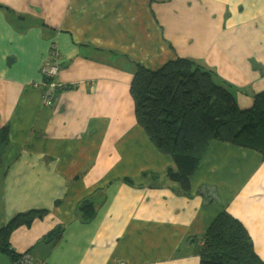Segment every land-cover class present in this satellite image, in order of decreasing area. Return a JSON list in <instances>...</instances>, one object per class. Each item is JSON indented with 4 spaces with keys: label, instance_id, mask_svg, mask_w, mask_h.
Instances as JSON below:
<instances>
[{
    "label": "crops",
    "instance_id": "0c3cea01",
    "mask_svg": "<svg viewBox=\"0 0 264 264\" xmlns=\"http://www.w3.org/2000/svg\"><path fill=\"white\" fill-rule=\"evenodd\" d=\"M56 81L73 87L42 104L50 45ZM188 58L249 106L264 90V0H0V229L47 211L10 237L44 264H199L202 238L223 210L244 226L264 263V160L212 141L190 195L161 176L173 167L133 115L137 66ZM60 87V88H61ZM132 181L133 185L125 183ZM91 197L92 221L76 219ZM61 238L41 242L56 226Z\"/></svg>",
    "mask_w": 264,
    "mask_h": 264
},
{
    "label": "trees",
    "instance_id": "16d2710c",
    "mask_svg": "<svg viewBox=\"0 0 264 264\" xmlns=\"http://www.w3.org/2000/svg\"><path fill=\"white\" fill-rule=\"evenodd\" d=\"M50 82L58 84L55 78H44V83ZM60 87L58 84L53 89V98L59 91L73 89ZM129 94L136 124L155 150L173 163L163 174L144 172L143 178L156 182L163 176L176 186L178 194L190 195L191 179L212 141L256 152L264 160V90L255 93L249 106L241 109L229 84L195 61L177 57L157 70L137 66ZM9 144V127L5 125L0 128V159ZM124 181L133 185L129 179ZM95 213L89 196L77 204L75 220L88 223ZM46 215L44 210L29 211L9 220L0 229V254L14 264L21 253L11 249L12 233L30 228ZM64 230L56 226L40 241H57ZM198 257L199 264H264L244 226L226 210L207 228Z\"/></svg>",
    "mask_w": 264,
    "mask_h": 264
},
{
    "label": "built area",
    "instance_id": "2783aa9c",
    "mask_svg": "<svg viewBox=\"0 0 264 264\" xmlns=\"http://www.w3.org/2000/svg\"><path fill=\"white\" fill-rule=\"evenodd\" d=\"M48 58L49 60L45 62V65L41 70V74L43 77L42 85H44V87H42L41 99H42V104L45 107H49L52 104L53 98L51 93L53 89L58 86V84L55 82L44 83V78L45 79L56 78L58 67L57 64L56 63L53 64L51 60H54L56 62L57 59L59 58V51L57 49V46L52 44L50 45ZM14 264H44V263L35 260L29 253H22Z\"/></svg>",
    "mask_w": 264,
    "mask_h": 264
},
{
    "label": "water",
    "instance_id": "95a60500",
    "mask_svg": "<svg viewBox=\"0 0 264 264\" xmlns=\"http://www.w3.org/2000/svg\"><path fill=\"white\" fill-rule=\"evenodd\" d=\"M0 264H11V262L6 256L0 254Z\"/></svg>",
    "mask_w": 264,
    "mask_h": 264
},
{
    "label": "rangeland",
    "instance_id": "374dc122",
    "mask_svg": "<svg viewBox=\"0 0 264 264\" xmlns=\"http://www.w3.org/2000/svg\"><path fill=\"white\" fill-rule=\"evenodd\" d=\"M239 106H240L241 109H243V107H247V105H245L243 102H241V103L239 104Z\"/></svg>",
    "mask_w": 264,
    "mask_h": 264
}]
</instances>
